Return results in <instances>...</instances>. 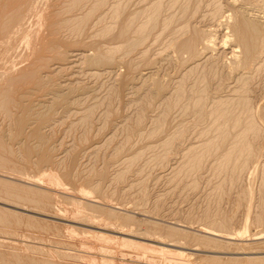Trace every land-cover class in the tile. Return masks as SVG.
Masks as SVG:
<instances>
[{
    "label": "rangeland",
    "instance_id": "374dc122",
    "mask_svg": "<svg viewBox=\"0 0 264 264\" xmlns=\"http://www.w3.org/2000/svg\"><path fill=\"white\" fill-rule=\"evenodd\" d=\"M262 1L0 0V264H264Z\"/></svg>",
    "mask_w": 264,
    "mask_h": 264
},
{
    "label": "bare ground",
    "instance_id": "6f19581e",
    "mask_svg": "<svg viewBox=\"0 0 264 264\" xmlns=\"http://www.w3.org/2000/svg\"><path fill=\"white\" fill-rule=\"evenodd\" d=\"M262 1V0H261ZM264 1V0H263ZM262 1V2H263ZM264 3V2H263ZM262 3V4H263ZM260 6V5H259ZM261 6H263V5H261ZM263 9H262V11L264 10V6L262 7ZM234 9V8H233ZM228 14V13H227ZM230 16L232 17V15L230 14ZM228 17V16H227ZM237 17V16H236ZM229 18V17H228ZM244 18V17H243ZM242 18V19H243ZM230 19V18H229ZM241 19V20H242ZM239 21V20H238ZM239 24H240V22H238ZM244 25V27L246 26L247 27V29H246V27L244 28V29H246V31L248 30V31H250L251 33H252V31L253 30H257V29H260V28H257V27H259V25H256L255 23H248V22H245V24H243ZM261 26V25H260ZM240 27H242V25H240ZM261 28H263V27H261ZM261 30H263V29H261ZM247 31V32H248ZM262 34V33H261ZM236 49V48H235ZM234 51V50H233ZM232 51V52H233ZM236 51V50H235ZM232 55H233V53H232ZM264 236V235H263ZM257 237H261L260 235L259 236H257ZM16 256V255H15ZM17 258V257H16ZM15 257H13V259H16ZM22 258V257H21ZM28 258V257H27ZM26 258V259H27ZM18 259H19V257H18ZM17 260V259H16ZM31 260V259H30ZM15 261V260H14ZM20 261V260H19ZM33 261V260H32ZM27 262V261H26ZM17 263H18V261H17ZM20 263H21V261H20ZM19 263V264H20ZM25 263V262H24ZM182 263H184V261L182 262ZM3 264V263H2ZM22 264V263H21ZM28 264V263H27Z\"/></svg>",
    "mask_w": 264,
    "mask_h": 264
}]
</instances>
